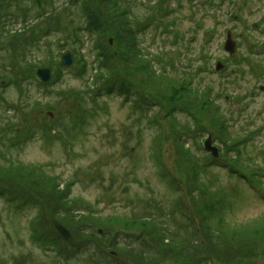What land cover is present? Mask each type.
Instances as JSON below:
<instances>
[{"label": "rangeland", "instance_id": "rangeland-1", "mask_svg": "<svg viewBox=\"0 0 264 264\" xmlns=\"http://www.w3.org/2000/svg\"><path fill=\"white\" fill-rule=\"evenodd\" d=\"M41 2L0 0V162L8 158L36 168L57 187L46 192L64 191L63 199L75 202L71 207L62 202L57 220L72 232L89 233L82 240L93 242L98 231L107 239L140 234L112 222L115 218L145 212L165 216L149 208L150 201L170 209L181 198L187 213H193L191 198L184 199L190 183L176 168L168 110H163L167 101L172 103V91L185 82L191 92H182L172 106L202 116L205 103L210 104L232 133L224 144L220 126L201 120L206 131L198 143L187 144L206 163L196 184L203 181L223 198L215 206L222 207L232 228L264 222V94L259 92L264 86V0H126L121 2L129 10L125 23L117 13L108 19L102 0ZM88 10L102 14L94 38L80 32ZM228 33L237 43L233 57L224 50ZM134 34L144 58L126 68L119 56L129 52ZM97 53L105 55L109 68L94 61ZM68 54L74 59L71 67L63 65ZM144 59L166 82L146 85L145 75H135ZM217 62L223 71H215ZM43 68L51 70L49 83L38 80ZM112 70L127 75L124 81L135 87L129 98L116 90L101 92ZM169 115L182 123L193 121L179 109ZM209 137L220 151L216 163L204 149ZM238 159L259 170L239 169ZM168 180L175 181L174 188ZM0 187L8 185L0 181ZM45 199L36 194L28 206L17 207L0 198V264H89L86 251L65 263L32 238Z\"/></svg>", "mask_w": 264, "mask_h": 264}, {"label": "trees", "instance_id": "trees-1", "mask_svg": "<svg viewBox=\"0 0 264 264\" xmlns=\"http://www.w3.org/2000/svg\"><path fill=\"white\" fill-rule=\"evenodd\" d=\"M65 1L68 5H86L94 0ZM123 1L126 0H102L101 5L105 7L106 4L108 6H106V17L108 19L111 13H117L124 20V23L126 22L125 18L129 10L122 6L121 2ZM36 2L42 4L41 0H36ZM100 10H103V8ZM85 16L87 29H85V26L80 32L85 31L87 35L94 38L101 29L98 24L102 20V14L101 12L95 14L88 10ZM131 37L134 39V42L131 43V49L128 53L125 52L123 55L121 54L122 56H119L121 64H125L126 68L134 60L138 62L144 58L142 52L137 48L135 34ZM103 59H105V55L97 53L94 61L99 62V65H101L104 62ZM105 62L107 65H105ZM105 62L104 65L109 68L111 64ZM138 67L137 72L134 73L135 75H138V73L145 75L146 85L148 83L166 82L164 81L166 77L157 74L150 61L144 59ZM112 71L108 72L106 80L103 79L105 83L102 82L104 89L100 88L101 92L108 91L109 94H112L116 90L118 94L126 97V99L129 98L135 87L132 85L133 88H131L130 85L126 84L124 78L127 75L124 76V73L123 75H117L116 71ZM141 82L145 84V81ZM172 82L177 84L174 80ZM178 86L181 87L172 91V103L180 98L182 92L188 94L191 92L185 82L178 84ZM172 103L167 101L163 106V110H168L166 119L171 127L169 140H172L178 157L176 168L184 173L186 180L190 183L187 190L188 194L184 199L191 198L193 213H187L185 202L181 198L176 199L170 209H163L156 201H150L147 202L148 207L165 214L162 218L166 220L162 218L160 220L150 212H145L143 215L134 218H115L112 222L129 225L132 229L140 230V234L121 233L114 238L107 239L106 236H99L100 231H98V234H92L93 239H95L93 243L82 240L86 236L89 237V233L78 231L73 232L78 238L77 244L70 245L63 241L51 227L42 207L40 215L42 223L40 222L37 226L33 225L32 238L43 248L54 250L65 263H70V261L81 256V252L86 251L89 264H264V222L261 221L259 225L254 222L244 228L243 226L238 227V229L232 228L224 219L222 207L219 208V204L217 205L218 208L215 206L218 203L217 200L220 201L223 198L217 197V193L209 191L203 181L196 184L198 175L207 171L203 167L206 163H201L191 148L187 146L188 140L199 141L203 132L206 131L201 120L208 118V121L213 122L214 126H220V132L224 133L222 142L228 144L227 141L231 139L232 135L229 130L230 124L223 125V121L220 124L216 115L217 111L212 110L210 104L205 103L206 108L201 112L202 116H193L187 109L176 105L172 106ZM177 109L191 116L193 120L191 125L180 122L175 115H169ZM209 157L213 162L212 157ZM248 159L250 160V158ZM6 160L7 163L0 162V181L6 183L8 187H0V198L7 203L14 204L17 207H21V205L28 206L33 201V195L38 194V198H46L45 206L51 210L57 219L60 218L57 211L62 207V202H64L63 206L71 207L72 204L75 205L73 201L71 204L68 203L66 197L63 199V196L66 195L64 191L56 192L54 195L46 192L45 190L49 188L56 190L57 187H54V184H47V176L37 173L36 168L30 169L8 158ZM237 161H239V169L242 168L243 171L254 172L259 170L256 166V169H254V167L244 165L245 161L243 159ZM53 179L56 181V178ZM191 179L194 180V185ZM168 181H170L171 187L174 188L175 181ZM27 184H30V186L27 187ZM45 184H47V188L44 187ZM185 184L184 182V188L186 189ZM203 187L205 189H201ZM197 190L204 191L198 192ZM169 222L173 223L174 229L167 226ZM166 223L167 225H165ZM44 224L47 226L46 229L42 228ZM66 226L69 227V224L67 223ZM182 230H184L183 235L180 234ZM122 241L123 243H121ZM108 248L111 252L107 251Z\"/></svg>", "mask_w": 264, "mask_h": 264}, {"label": "water", "instance_id": "water-1", "mask_svg": "<svg viewBox=\"0 0 264 264\" xmlns=\"http://www.w3.org/2000/svg\"><path fill=\"white\" fill-rule=\"evenodd\" d=\"M253 29H257V26L254 25ZM225 50L230 54L233 55L236 51V43L232 40L231 35H228L227 42L225 44ZM74 63V59L72 55H65L63 57V65L65 67H71ZM221 69L220 65L217 66V70ZM37 77L43 82L48 83L51 79V70L49 68L39 69L37 71ZM2 86L6 85V82L1 83ZM261 91L264 92V87L261 88ZM205 150L210 152L215 158L219 157V151L216 147L212 145L211 137L205 142ZM44 211L52 228L56 231V233L66 242L74 245L77 243V240L70 229L60 223L52 214V212L44 206Z\"/></svg>", "mask_w": 264, "mask_h": 264}]
</instances>
